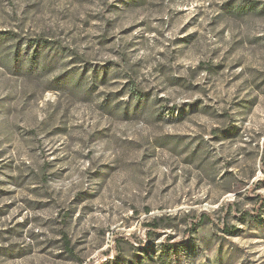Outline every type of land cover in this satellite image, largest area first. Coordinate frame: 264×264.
I'll return each mask as SVG.
<instances>
[{
	"label": "rangeland",
	"instance_id": "obj_1",
	"mask_svg": "<svg viewBox=\"0 0 264 264\" xmlns=\"http://www.w3.org/2000/svg\"><path fill=\"white\" fill-rule=\"evenodd\" d=\"M0 264H264V0H0Z\"/></svg>",
	"mask_w": 264,
	"mask_h": 264
}]
</instances>
